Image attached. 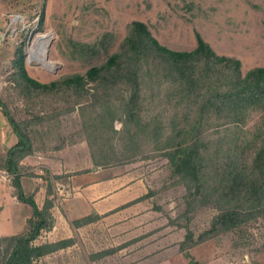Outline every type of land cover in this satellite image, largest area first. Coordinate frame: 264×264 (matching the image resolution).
I'll return each instance as SVG.
<instances>
[{"label": "rangeland", "instance_id": "rangeland-1", "mask_svg": "<svg viewBox=\"0 0 264 264\" xmlns=\"http://www.w3.org/2000/svg\"><path fill=\"white\" fill-rule=\"evenodd\" d=\"M41 9L44 12L42 29L38 24ZM132 19L145 21L158 41L170 48L194 47L193 30L196 29L216 52L240 58L242 71L264 63V0H0V98L18 120L45 115L39 122L26 125L33 145L42 142L43 147L50 146L60 138L67 142L82 140L84 151L89 150L83 138L81 114L77 108L67 109L72 96L62 90L52 94L25 90L26 94L22 93L21 86L12 77L11 61L16 47L23 42L28 73L40 81H49L64 74L83 72L90 64L103 61L107 53L102 48L92 54L91 50H80L77 42L100 47V41L105 38L109 42L107 52H112ZM45 33L51 35L45 57L50 66L31 57L29 52L35 38ZM142 79L137 95L143 106L142 120L150 118L154 123L153 116L159 115L168 126L175 110L168 101L176 99L173 89L168 88L169 81L155 80L150 85L147 76ZM126 90L123 86L115 95L126 94ZM184 105L182 102L177 106L178 114ZM258 117L259 112H253L244 127L252 130L260 120ZM113 123L115 128L121 127L119 119ZM231 130H206L204 138L214 140ZM153 144L149 138L141 144L142 151L128 156L125 143L117 136L113 139L109 146L116 152L112 162L98 166L104 173L120 175L119 201L133 196L124 203L137 204L119 215L125 223L101 220L84 227L83 238L77 243L79 249L87 255L94 249L107 250L95 264H153L156 262L153 257L162 258L169 251L175 253L174 264H264V216L261 214L210 235L194 249L190 246L181 249L186 227L195 237L209 228L211 218L218 212L216 196L200 184H196V191L195 184L174 173L165 152L152 149ZM250 155L251 152L247 158ZM140 177L143 182L133 190L129 187L123 190L131 182L128 179L135 181ZM61 179H67V174H61ZM144 194L145 197L138 198Z\"/></svg>", "mask_w": 264, "mask_h": 264}, {"label": "trees", "instance_id": "trees-1", "mask_svg": "<svg viewBox=\"0 0 264 264\" xmlns=\"http://www.w3.org/2000/svg\"><path fill=\"white\" fill-rule=\"evenodd\" d=\"M43 18L41 9L38 15L40 29ZM193 31L194 47L174 49L160 43L145 21L132 19L127 22L126 33L117 49L112 52H107L109 42L105 38L100 41V47L77 42L80 50H91L92 54L102 48L107 53L103 61L90 64L83 72L64 74L49 81H40L28 73L23 42L16 47L11 61L12 77L21 86L23 94H52L62 90L73 97L67 109L77 108L81 114L83 138L95 165L112 162L116 152L109 146L116 136L125 143L128 156L142 151L143 141L151 138L154 141L152 149L165 152L174 173L186 177L195 186L200 184L202 189L208 188L216 196L218 212L211 218L209 228L195 237L186 227L181 249L260 214L264 216V63L242 71L240 58L216 52L198 30ZM143 76H147L150 85L155 80L169 81L168 88L173 89L176 99L168 101L175 109L168 126L159 115L153 116L154 123L150 118L142 120L143 106L137 95ZM123 86L127 93L116 96L115 92ZM182 102H185L184 109L178 114L177 106ZM0 108L17 135L16 143L0 153V166L15 173L10 182L14 194L31 209L23 232L0 238V264H32L34 257L64 246L71 239L30 244L41 228L53 224L49 212L50 194L53 193L50 172L44 170L46 197L41 207L33 193L24 191L20 180L23 174L35 175L30 171L23 172L24 167L19 163L32 151L33 143L26 125L39 122L45 115L18 120L1 98ZM253 112H259L260 120L250 130L244 126ZM115 119L121 122L120 128H115ZM222 128L232 130L214 140H205L206 130L219 132ZM249 152L251 155L247 158ZM94 217L89 214L72 222L86 223ZM106 251L95 255L101 256Z\"/></svg>", "mask_w": 264, "mask_h": 264}, {"label": "crops", "instance_id": "crops-1", "mask_svg": "<svg viewBox=\"0 0 264 264\" xmlns=\"http://www.w3.org/2000/svg\"><path fill=\"white\" fill-rule=\"evenodd\" d=\"M16 141L17 135L0 110V153L14 145ZM82 144V140L67 142L60 138H57L50 146L43 147L41 142L32 145V151L19 161L25 168H23L25 173L40 164L52 176L50 180L53 193L50 194L52 205L49 212L52 215L53 224L48 228H41L30 244L40 245L71 239V242L64 246L34 257L32 264H95L98 258L103 257L95 254L103 251L104 248L94 249L90 255L83 253L77 246L80 238H83L82 229L92 224L95 225L101 220L125 223L119 215L128 212L130 208H133L132 206L137 204V202H132L116 209L135 197L119 201L118 197L122 190H117V183L121 180L120 175L104 173L98 165L94 169L89 150L84 151ZM45 151L48 154H45ZM27 167L30 168L27 169ZM61 174H67V179H61ZM53 175H58V177H53ZM0 179H2L1 176ZM20 180L24 191L33 193L37 205L41 207L46 197V180L37 181L34 175L28 174H23ZM129 181L131 182L123 190H128V187L133 190L139 182H143V178L140 177L135 181L128 179L127 182ZM89 214L95 215L91 221L73 224V220ZM30 216V206L16 198L11 183H3L0 180V238L23 232L26 229V220ZM196 244L191 245L190 249L196 248ZM105 248L108 247L105 246ZM174 254L169 251L162 258L156 255L153 257L156 261L153 264H174Z\"/></svg>", "mask_w": 264, "mask_h": 264}, {"label": "bare ground", "instance_id": "bare-ground-1", "mask_svg": "<svg viewBox=\"0 0 264 264\" xmlns=\"http://www.w3.org/2000/svg\"><path fill=\"white\" fill-rule=\"evenodd\" d=\"M50 39H51V35L49 33L39 34L35 38L32 46L29 49L30 56L31 57L35 56L39 62H41L42 64L46 66H50V63H51V62L49 63V61H47L45 58L47 46L49 44Z\"/></svg>", "mask_w": 264, "mask_h": 264}, {"label": "built area", "instance_id": "built-area-1", "mask_svg": "<svg viewBox=\"0 0 264 264\" xmlns=\"http://www.w3.org/2000/svg\"><path fill=\"white\" fill-rule=\"evenodd\" d=\"M34 169V168H33ZM30 170V169H29ZM35 175V178L37 181H44V175H45V171L43 166H40V164H38V166H36V168L34 169L33 172ZM15 174L14 172H10L8 170H6L5 168H0V176L3 180L7 181V182H11V177L12 175Z\"/></svg>", "mask_w": 264, "mask_h": 264}, {"label": "water", "instance_id": "water-1", "mask_svg": "<svg viewBox=\"0 0 264 264\" xmlns=\"http://www.w3.org/2000/svg\"><path fill=\"white\" fill-rule=\"evenodd\" d=\"M93 168L95 169L96 168V165H94ZM195 188H196V191H197V186Z\"/></svg>", "mask_w": 264, "mask_h": 264}]
</instances>
